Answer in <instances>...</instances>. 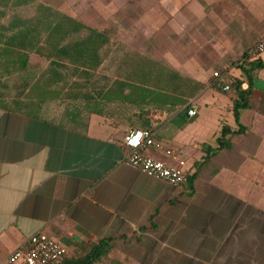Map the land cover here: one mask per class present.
<instances>
[{
    "label": "crops",
    "instance_id": "0c3cea01",
    "mask_svg": "<svg viewBox=\"0 0 264 264\" xmlns=\"http://www.w3.org/2000/svg\"><path fill=\"white\" fill-rule=\"evenodd\" d=\"M157 3L161 13L154 15L165 20L150 54H127L114 77L100 72L105 47L103 64L78 67L77 76L64 62V81L52 85L62 93L52 99L31 92L41 76L30 74L37 53H29L28 70L2 79L0 261L43 232L66 246L69 257L109 240L112 253L102 264H264V70L252 95L260 103L241 115L249 132L199 167L204 145L216 148L225 126L236 129L234 93L220 89L214 74L232 91L237 83L247 87L238 60L264 35V0ZM24 7L0 0L2 12ZM1 18L3 25L10 21ZM21 74L20 82H6ZM205 121L214 127L194 129ZM130 130H152L176 160L146 154L182 163L192 181L173 186L126 165Z\"/></svg>",
    "mask_w": 264,
    "mask_h": 264
},
{
    "label": "trees",
    "instance_id": "16d2710c",
    "mask_svg": "<svg viewBox=\"0 0 264 264\" xmlns=\"http://www.w3.org/2000/svg\"><path fill=\"white\" fill-rule=\"evenodd\" d=\"M6 1H13V7L16 8L35 2V0ZM1 17H6L5 12L0 11V19ZM115 30L111 25L102 28L90 27L45 4L37 7L36 16L31 19L13 16L7 25L0 23V85H3L2 79L5 76L28 70L29 53H37L40 58L48 60L49 67L41 74L31 92L40 100L52 99L54 95L62 93V89H52V85L57 86L64 81L65 75L61 71L62 68L67 67L64 62H69L76 67L75 73L73 70L72 74L74 76L78 75V67L88 69L100 67L104 59L101 51L110 44ZM244 57L238 64L246 76L247 87L244 88V84L237 83L233 91L232 89L230 91L235 96L233 113L236 129L225 126L217 139L216 148L204 145L206 155L199 167L212 161L222 152L232 150L234 147L232 140L249 132V128L241 123V115L244 110L256 108L252 98L255 88L254 79L260 71L264 70V61L259 59L247 64L244 62ZM85 74V72L82 73V75ZM24 83L22 91L26 93L29 88L25 87L30 86L29 80ZM76 86L77 84L73 87ZM29 95L32 94L29 93ZM155 98L159 102L160 97ZM192 179L189 177L188 183ZM111 253L110 241L101 240L97 244H90L83 256L67 257L62 264H102L108 261Z\"/></svg>",
    "mask_w": 264,
    "mask_h": 264
},
{
    "label": "rangeland",
    "instance_id": "374dc122",
    "mask_svg": "<svg viewBox=\"0 0 264 264\" xmlns=\"http://www.w3.org/2000/svg\"><path fill=\"white\" fill-rule=\"evenodd\" d=\"M123 1L124 2H122V0H36V3L24 8L10 11L2 9L7 16L6 22L3 23L6 24L14 15L21 18H32L37 13V7L40 4H45L57 11L72 16L76 20L85 22L90 27L102 28L106 25H111L116 30L111 37L112 40L109 46H107L104 50L105 62L100 72L104 76L114 77L117 66L126 59L127 54H131L136 51L150 54V51L153 48L152 46L154 45L155 39H157L159 33V27L157 24L162 20H165L164 17L159 19V17L154 15V12L161 13L158 9L157 3L159 0H131L129 2H132L134 7L130 9L126 7L128 0ZM143 3L148 4L147 9L140 7L141 5L144 6ZM128 14L131 15L129 18L127 17ZM2 20L3 19L1 18V21ZM30 59L31 64L33 65V69L31 71L32 73H30L32 76L41 75L43 70H45L49 65L48 60L39 58L35 55L31 56ZM240 60H242V57ZM25 76L26 75L24 74L18 76L16 75L11 78H7L6 82L12 86L13 84L20 82L21 79L25 78ZM219 84L222 85L223 83L219 82ZM263 92L259 94H263ZM258 103L260 102L255 101L256 107ZM249 116L250 115L248 113L244 115V123H249ZM257 126L255 128H257ZM213 127L214 122L205 121L202 125L197 124L194 129L199 130L202 128L208 130V128L212 129ZM261 128L264 129V125H262ZM261 145L259 155L264 158V141ZM262 169L261 178L264 180V166ZM257 172L258 167L252 171L254 174Z\"/></svg>",
    "mask_w": 264,
    "mask_h": 264
},
{
    "label": "built area",
    "instance_id": "2783aa9c",
    "mask_svg": "<svg viewBox=\"0 0 264 264\" xmlns=\"http://www.w3.org/2000/svg\"><path fill=\"white\" fill-rule=\"evenodd\" d=\"M263 57L264 35L252 49L248 50L244 62L250 64ZM214 77L222 83L218 73L214 74ZM218 87L224 92H229L232 89L229 84L218 83ZM196 114V109L188 110L190 117H194ZM123 145L126 165L173 186H184L188 183L189 175L182 163L172 165L146 154L148 150H155L165 152L166 156L176 160L174 150L167 148L152 130H130L125 136ZM69 255V249L66 246L40 232L33 236L24 247L0 261V264H62Z\"/></svg>",
    "mask_w": 264,
    "mask_h": 264
}]
</instances>
